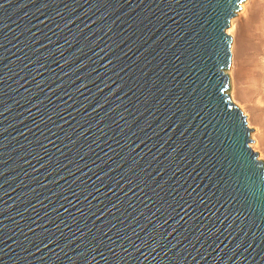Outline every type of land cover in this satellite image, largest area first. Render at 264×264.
Segmentation results:
<instances>
[{
  "label": "water",
  "instance_id": "95a60500",
  "mask_svg": "<svg viewBox=\"0 0 264 264\" xmlns=\"http://www.w3.org/2000/svg\"><path fill=\"white\" fill-rule=\"evenodd\" d=\"M245 1L0 0V264H264Z\"/></svg>",
  "mask_w": 264,
  "mask_h": 264
},
{
  "label": "rangeland",
  "instance_id": "374dc122",
  "mask_svg": "<svg viewBox=\"0 0 264 264\" xmlns=\"http://www.w3.org/2000/svg\"><path fill=\"white\" fill-rule=\"evenodd\" d=\"M248 1V2H247ZM245 11L232 20V68L228 94L247 117L258 159L264 163V0H246ZM248 125V124H247ZM256 144V145H255Z\"/></svg>",
  "mask_w": 264,
  "mask_h": 264
},
{
  "label": "bare ground",
  "instance_id": "6f19581e",
  "mask_svg": "<svg viewBox=\"0 0 264 264\" xmlns=\"http://www.w3.org/2000/svg\"><path fill=\"white\" fill-rule=\"evenodd\" d=\"M248 2V1H247ZM245 8H246V3L244 2L243 4H242V7H241V10L240 11H242V12H244L245 11ZM233 20V19H232ZM233 24V22L231 21V25ZM230 28H231V26H230ZM227 33L231 36V34H230V30L228 29V31H227ZM231 53L233 54V56H234V51H233V43H232V47H231ZM233 58V57H232ZM230 68H232V65H231V67ZM232 102L233 103H235L233 100H232ZM236 105V104H235ZM238 107V106H237ZM240 109V108H239ZM244 114V113H243ZM245 116V115H244ZM248 124V126L251 128V125H250V123H247ZM248 127V128H249ZM253 140L255 139L254 137H251ZM256 145V144H255ZM250 147H251V145H250ZM252 148V150L255 152L256 151V147L255 146H252L251 147ZM259 158V157H258ZM259 160V159H258Z\"/></svg>",
  "mask_w": 264,
  "mask_h": 264
}]
</instances>
